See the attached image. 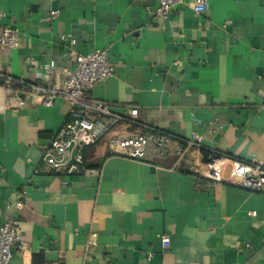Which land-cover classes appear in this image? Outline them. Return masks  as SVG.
I'll list each match as a JSON object with an SVG mask.
<instances>
[{
    "label": "crops",
    "instance_id": "crops-1",
    "mask_svg": "<svg viewBox=\"0 0 264 264\" xmlns=\"http://www.w3.org/2000/svg\"><path fill=\"white\" fill-rule=\"evenodd\" d=\"M207 4L161 19L155 0H0V26L21 38L0 52L6 74L45 86L42 65L55 62L59 83L72 54L107 50L114 73L86 97L119 115L135 107L140 124L175 137L166 154L142 161L112 153L104 139L83 150L97 174L52 172L42 149L68 104L33 96L21 106L0 87V226L24 192L14 215L26 249L11 264H264V194L193 174L211 151L264 164V0ZM132 131L121 123L108 136ZM192 134L202 147L178 161Z\"/></svg>",
    "mask_w": 264,
    "mask_h": 264
},
{
    "label": "built area",
    "instance_id": "built-area-1",
    "mask_svg": "<svg viewBox=\"0 0 264 264\" xmlns=\"http://www.w3.org/2000/svg\"><path fill=\"white\" fill-rule=\"evenodd\" d=\"M155 1L156 7L151 13L161 19H168L171 13L178 11L181 6L190 8L195 14H201L208 7L207 0ZM58 15L59 10L50 12L52 18ZM20 40L17 27L0 26V52L16 49ZM26 61L30 62L31 58ZM57 65L55 62L42 65L50 83L39 86L22 77L6 74L0 63V87L19 105H24L33 96H37L40 105L46 107L53 106L56 100H64L68 104V115L64 123L42 149V162L48 170L61 171L66 175L97 174L98 170L86 167L83 150L104 139L112 153L132 160L142 161L150 154H166L169 143L175 137L152 126L140 124L137 121V108L131 107L123 115H119L110 111L108 102L86 97L90 89L109 79L114 73L107 50L94 49L87 54H72L67 63L68 68L60 75L59 83L53 79L58 71ZM121 123L134 127V131L126 135L119 132L108 136L109 132ZM202 142L201 136L192 134L184 141V148H178L177 160L182 158L186 149L201 148ZM193 174L198 179L264 194V164L255 156L244 161L211 151L205 159L195 164ZM23 206L24 192H19L11 206L13 214L0 226V264H11L13 251L26 249V243L21 236L19 217L14 215H18ZM91 238L89 243L94 246L96 234H92ZM159 239L164 249L170 248L171 243L167 235H160ZM147 260H151V254L147 255Z\"/></svg>",
    "mask_w": 264,
    "mask_h": 264
}]
</instances>
